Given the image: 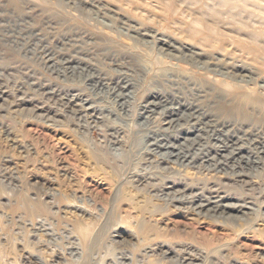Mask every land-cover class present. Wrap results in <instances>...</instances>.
Returning a JSON list of instances; mask_svg holds the SVG:
<instances>
[{
	"label": "rangeland",
	"instance_id": "374dc122",
	"mask_svg": "<svg viewBox=\"0 0 264 264\" xmlns=\"http://www.w3.org/2000/svg\"><path fill=\"white\" fill-rule=\"evenodd\" d=\"M16 1L0 0V264H264V81L238 89L181 55L263 80L264 6ZM155 133L211 161L162 162ZM219 197L226 219L198 209Z\"/></svg>",
	"mask_w": 264,
	"mask_h": 264
},
{
	"label": "bare ground",
	"instance_id": "6f19581e",
	"mask_svg": "<svg viewBox=\"0 0 264 264\" xmlns=\"http://www.w3.org/2000/svg\"><path fill=\"white\" fill-rule=\"evenodd\" d=\"M254 1H257L260 6H264V2H262L261 0H254ZM11 2L14 4V5H17V1L16 0H11ZM124 25H126L125 22H123ZM138 36H144V37H148V38H153L154 41H158V42H161V44L169 51H172V52H181L182 50H180L179 47H176L175 45H173L170 41H168L167 39H164L163 37H160V35L158 33H151V32H144V33H137ZM150 41V40H149ZM251 44L253 45H256L257 47L260 48V45H259V39H251ZM261 44V43H260ZM264 45V44H262ZM261 45V46H262ZM183 50H186L185 52L187 53H181L182 57L184 59H187V61L189 63H191L192 65H194L195 67H197L198 69H210L211 71H216L218 73H222L224 75H226L228 78H230L232 81H234V87L240 89V87H244V86H250L252 88H255L257 87L258 83H262L263 80H261V76L260 74L257 73L256 71V68L249 65V64H246L242 61H227V64L226 63H221L220 62V59L218 58H213V57H204L205 53L198 50V49H195V48H192V47H186L185 46V49L183 48ZM201 72V71H200ZM261 81V82H260ZM119 83V82H118ZM133 83V82H132ZM264 83V82H263ZM121 84V83H120ZM101 86V85H100ZM126 87V86H125ZM249 87V88H250ZM125 89V88H123ZM223 92V91H222ZM226 92V91H225ZM56 93V92H55ZM227 96V95H225ZM217 98H220V96H218ZM75 101V100H74ZM120 102V101H119ZM150 104V103H149ZM218 108L220 110H222L223 112L224 111H227L228 108L225 104H223V102L220 100L218 102ZM241 110V108H240ZM174 111V110H173ZM226 113V112H225ZM236 113V112H233V114ZM77 115V114H76ZM95 120V119H94ZM193 120V119H192ZM88 121V120H87ZM231 127V126H230ZM234 128V127H233ZM232 130V129H231ZM230 130V131H231ZM245 133V132H244ZM157 134V133H155ZM232 134V132H231ZM256 134V133H255ZM161 135V136H160ZM233 135V134H232ZM156 136V137H155ZM152 140L153 142L155 141V143L153 144V146H156L157 148H159L160 150H164L166 152V158L164 159H161V161H165L167 163H174L172 160H176V161H183V162H188V163H194L195 160L197 159H207V161H211L210 160V156L207 154H199L198 156H196V154L194 155H190L188 151H185V148L182 147V145H178L177 143V140H178V137L179 136H176V135H173V134H157L155 135ZM245 136V135H244ZM243 136V137H244ZM227 137H230V136H227ZM257 137V136H256ZM242 138V137H241ZM234 139V138H233ZM244 140V139H242ZM256 140V139H255ZM242 142V141H241ZM253 142V141H252ZM255 143V142H254ZM258 144V143H257ZM224 149L225 150H228L229 149V146H227L226 144L223 145ZM241 146V145H240ZM248 148V147H247ZM152 152V151H151ZM213 152V151H212ZM148 153V152H147ZM237 155V154H235ZM160 159V158H159ZM90 162V161H89ZM88 162V163H89ZM244 162V161H243ZM96 163V162H95ZM211 163V162H210ZM231 163V162H230ZM90 164V163H89ZM97 164V163H96ZM96 164L94 165L96 167ZM93 165V164H92ZM175 167V166H174ZM215 167H217L216 171L217 173H221V169H224V165L222 163L216 165ZM102 168V167H101ZM94 170L96 171H99L97 170V168H94ZM106 170V169H105ZM181 170V169H180ZM102 171V170H101ZM104 171V169H103ZM109 172V171H108ZM97 173V172H96ZM102 173V172H101ZM195 172H193V170L191 168H187L186 170V174L190 175L191 177L193 176ZM104 174H106V171L104 172ZM103 175V174H102ZM140 175V174H139ZM244 175L243 173H241L237 178H244ZM105 176V175H103ZM187 176V175H186ZM213 176V175H212ZM106 177V176H105ZM107 177H108V174H107ZM188 177V176H187ZM127 192L124 194V198L125 199H130L132 197V195L134 196V194H130V192L128 193V190H126ZM130 191V190H129ZM177 195V194H176ZM135 197V196H134ZM133 197V198H134ZM151 197V196H150ZM185 196H178L173 198V199H168L169 201H176V202H180V203H185L187 202L186 198H184ZM132 198V199H133ZM140 198V197H138ZM220 198V197H219ZM128 199V200H129ZM130 199V201L132 200ZM223 199H225L224 197H221L220 198V201H217V202H209L207 205H200L198 207L199 208H202V210H204V212H213L211 213V216L214 217V218H225L226 219V214L227 213H224V212H219L220 208L222 207L221 205H219V202H221ZM134 202L133 205L136 206L137 209H139L140 212H145L143 211L144 208L146 207V202L148 201L145 197H142L141 199H134L133 200ZM156 203L159 204V202L157 201H154ZM213 203H216L218 205L212 207V204ZM246 204V203H245ZM42 208V207H41ZM241 208H244V209H249L251 210L250 208H247L246 206H237L235 208H232L233 211L236 213H241L243 215H246V213L243 212V210H241ZM142 209V211H141ZM148 208H147V212H148ZM239 211V212H238ZM252 211V210H251ZM208 214V213H207ZM199 216V215H203V211H198L196 212L195 216ZM189 216V215H188ZM193 216V215H192ZM217 216V217H216ZM194 218V217H193ZM228 218H230L231 220H237L238 217L237 215H235V213H230L228 215ZM196 219V218H195Z\"/></svg>",
	"mask_w": 264,
	"mask_h": 264
}]
</instances>
